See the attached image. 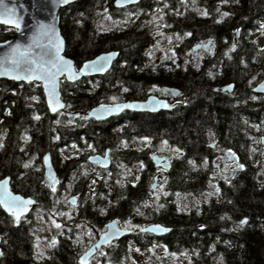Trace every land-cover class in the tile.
I'll list each match as a JSON object with an SVG mask.
<instances>
[{"label":"trees","instance_id":"obj_1","mask_svg":"<svg viewBox=\"0 0 264 264\" xmlns=\"http://www.w3.org/2000/svg\"><path fill=\"white\" fill-rule=\"evenodd\" d=\"M113 1L80 0L61 9L59 27L65 54L79 66L102 52L119 51L125 68L114 70L119 65L116 62L113 71L122 73L131 81L129 84L139 81L138 87L127 90L129 96L142 99L151 91L159 93L146 85L169 82L180 89L181 104L170 112L144 114L142 125L127 112L95 121L85 118L84 113L109 102L110 96L104 93L107 89L95 87L89 78L61 83L68 110L80 112L73 117L64 112L51 115L40 84L0 80V91L6 93L1 102L5 101L9 109L0 121V179L9 175L12 190L34 197L35 211L39 212V217L31 213L13 224L0 209V264H79L77 257L86 247L82 234H93L91 224L104 229L113 219L123 227H142L147 220L168 226L170 232L164 240L178 257L174 264H264V157L255 153V149H263L258 137L264 134V101L249 97L254 96L251 89L264 77V48L258 39L256 46L248 41L252 34L264 36V0H227L223 4L220 0H141L131 7L135 21L138 19L135 23L124 9L115 8ZM148 6L162 13L161 36L172 40L169 50L177 52L176 59L188 60L182 53L193 44L216 39L207 72L191 61L187 65L165 63L170 69H164V64L152 70L133 68L132 52L147 49L155 40L138 31ZM221 6L229 10L230 17H222ZM107 10L118 23L111 31L100 26L102 32L96 34L98 18ZM237 28L239 42L222 51L218 42L230 41ZM185 32L191 35L184 36ZM13 35V29L0 26V41ZM219 52L225 55L227 64L220 62ZM140 81L145 82L144 87ZM227 83H234L239 92L213 91V87ZM206 98L224 103V108L219 111L216 106L215 116L202 114ZM34 115L39 119H33ZM181 117H185L182 124L178 122ZM212 134L219 147L233 150L244 165L227 183L221 175L226 170L223 163L217 174L221 157L217 149L209 147ZM143 137L149 138L147 146ZM173 148L181 153H174ZM107 149L112 158L110 168L96 167L95 173L76 170L87 162L89 154ZM158 152L171 155L172 166L162 181V192L150 200L149 186L159 174L150 156ZM47 153L59 178L55 192L48 186L40 164ZM25 163H29L28 168ZM141 163L144 167L137 175L127 170ZM214 179L220 189L215 194L210 192ZM70 195L79 196L76 208L65 203ZM242 219L246 223L238 226ZM52 220L61 228L53 227ZM16 235L21 240L17 244ZM147 235L137 232L132 237L149 242ZM53 238L56 243L49 247ZM128 240L126 237L108 247L101 255L103 264H130L131 247L124 243ZM143 245L139 251L148 249L147 243Z\"/></svg>","mask_w":264,"mask_h":264},{"label":"snow or ice","instance_id":"obj_2","mask_svg":"<svg viewBox=\"0 0 264 264\" xmlns=\"http://www.w3.org/2000/svg\"><path fill=\"white\" fill-rule=\"evenodd\" d=\"M53 5L56 3L67 4L68 0H52ZM116 4L119 6L122 0H115ZM183 2V0H182ZM221 3H226L227 0H220ZM238 2V0H237ZM202 16H207V12H200ZM228 12L222 13V16H228ZM20 17L16 15V11L12 7H8L5 4V0H0V24L8 25L13 27L17 32L21 30ZM219 22V21H217ZM163 26V25H161ZM261 29H264V24L261 25ZM238 31V30H237ZM161 35H163L161 33ZM190 33L185 32L184 36H189ZM177 39H180L177 36ZM7 44L8 42L5 41ZM211 40L208 41L207 45L201 43L196 45V48H210ZM114 54L109 53L106 57L97 58L92 61L84 62L83 66L77 70L74 69L73 62L69 59H66L61 55V41L60 37L56 35L55 29L51 26H47L44 24H38L35 27L32 35L28 37V42L26 44H13L9 46L8 51H6L2 56H0V76H9L14 80H24L27 82H42L44 87V93L47 97L48 108L53 113L57 112L59 108H63L64 105L61 104L59 94L57 91V83L58 77L65 76L68 81L75 80L79 73L86 72H102L104 71L108 59ZM174 62V61H173ZM211 75V73H209ZM155 88V86H153ZM227 89H231L232 85H226ZM127 91L126 88L123 89ZM150 91L152 89H149ZM261 90L264 91V86L261 87ZM33 100L37 99L35 96L31 97ZM110 99L115 100L116 97H110ZM253 100L257 99L256 96L252 97ZM157 107L168 108V104H161L160 102H153ZM132 104H114L112 106H105L101 104L99 106V111L93 110L89 115H99L101 113H109L119 111L122 108H133ZM86 118V117H85ZM33 119H39V116H33ZM25 140L28 137L24 138ZM145 141V145L149 142L148 137L141 138ZM262 142H264V138H262ZM162 144H166V141H162ZM75 147V146H73ZM91 147V145H89ZM174 153H181L179 149H171ZM107 156V153H105ZM228 158H230L233 162L236 163V167L231 169V175H234L237 170H243L244 165L236 162V156L231 150H228ZM156 158L153 157V160ZM45 165L48 162V156L45 155L43 157ZM189 164L192 163L191 160L188 161ZM207 163V161H205ZM25 168L29 167V163L24 164ZM141 169L144 167L143 163L140 165ZM164 167H167V160H164ZM47 175V174H46ZM230 177H225V182L227 183ZM55 180H51L49 183V187L52 192H55ZM216 193H219L220 189L215 188ZM167 195V192L164 193ZM211 195V193H209ZM158 198V197H157ZM73 202H75L73 200ZM34 202L30 198H23L20 195H13L8 189V180L4 179L0 181V209L3 210L4 213H7L11 217V222L13 224L18 223L22 218L23 214L29 211V206ZM147 206V205H146ZM179 210V209H178ZM101 213H103L104 209H100ZM60 215H67L66 213H59ZM224 217H221L223 219ZM127 223V222H126ZM246 223V219H242L239 221L238 226H243ZM52 225L56 229H60L61 225L56 223L55 220H52ZM77 227H80L77 225ZM110 231L101 236V241H107L113 236L117 235L120 231L118 227V221H112L109 225H106ZM158 227V226H157ZM203 227V226H201ZM143 230V229H142ZM166 231V229H163ZM89 237H91V233H87ZM56 240L53 238L49 247L55 245ZM93 247H99V245H95ZM92 249H89L85 252L84 256L80 258V264H87V256L91 253ZM42 255V253H41Z\"/></svg>","mask_w":264,"mask_h":264},{"label":"water","instance_id":"obj_3","mask_svg":"<svg viewBox=\"0 0 264 264\" xmlns=\"http://www.w3.org/2000/svg\"><path fill=\"white\" fill-rule=\"evenodd\" d=\"M78 1H80V0H68L67 4L56 3L55 5H53L52 0H5V4L8 7L14 8L15 11H16V15H18L21 18L20 19L21 30H20V32H17L11 26L0 24V26L7 27V28H12L15 31L14 36L11 37L10 39L0 41V56H2L6 51H8L10 45H13V44H26L28 42V37L30 35H32V33L35 30V27L38 24H44V25H47V26H51V27H53L55 29L56 35H58L60 37V41H61V55L64 56L66 59L71 60L73 62L74 69L77 70V71H78V69L80 67L83 66L84 62H86V61H92V60H95L97 58L106 57L109 53L114 54L108 59V63L106 65L104 71H102V72L79 73L77 75V78L75 80H72V81H68L67 78L65 76H63V75L58 77L57 91H58V94H59L60 102H61V104L64 105V107L63 108H59L57 110V112H55V113L50 111L49 108H48L47 97L45 96L44 87H43V83L42 82H27V81H24V80H14V79L10 78L7 75L0 76V80L13 81V82H16V83H23V84L39 83L41 88H42L43 99H44L46 108L48 109V111H49V113L51 115H54V114H56V113H58L60 111H65V108H66V103L63 100L62 93H61V82H62V80H65V81H67L69 83H74V82H76V81H78V80H80V79H82L84 77H92V76L103 75L104 73H106L111 68L114 60L118 57V54H119V51H115V50L102 52V53L96 55L94 58H90V59H87V60L83 61L79 66L75 64V61L72 58L68 57L65 54V50H66L65 40H64V37L61 34V30H60V27H59L60 12H61L62 8L66 7V6L70 5V4L76 3ZM139 2H140V0H122L121 4L118 6L116 4L115 0H114L113 5L115 7H117V8H125V7L130 6V5L138 4ZM239 34H240V30L236 29L235 32H234V39L235 40L237 39ZM5 41H7L8 43L6 44ZM201 43L207 45L208 41L199 42V43L194 44L192 46V48H191L192 51L193 52H197L199 50L208 51L210 49V48H196L195 47L196 45L201 44ZM226 85H232V88L231 89H227ZM262 86H264V78L252 89L253 93H255L257 95H264V91L261 90ZM235 87L236 86H235L234 83H227V84L215 87L214 90L216 92L227 94V93H232L235 90ZM162 90L165 93H169L173 98H177L178 96L181 95L180 89L176 88V87H164ZM154 101L155 102H160L161 104H165L166 103V104L169 105V107L168 108H164L162 106L157 107V106L154 105V103H153ZM114 104H132V105H134V107L133 108H122L119 111L109 112V113H106V114L101 113L99 115V118L97 117V115H89L90 113H92V111L94 109L99 111V106L100 105H98V106H95V107L89 109L87 112H85L84 115H85V117L87 119H93V120H96V121H105V120H108V119H110V118H112L114 116L120 115L124 111L157 113V112H160V111L170 110L174 106L173 104H169L166 99L160 98V97H158L156 95H150L144 101L130 100V101H125V102H116ZM114 104L105 105V106H112ZM77 113L78 112H66V114L70 115V116L76 115ZM262 138H264V135H261L259 137V141H260V144L262 146H264V142H262ZM209 147L210 148H216V143H215L214 139H212L211 143L209 144ZM228 150L229 149L222 150V155L224 156L226 162H233L230 158H228ZM231 152L234 153L232 150H231ZM105 153H107V156L105 155ZM234 154L236 156V162H239L240 161L239 155L236 154V153H234ZM45 155L48 156L47 165H45V162L42 159V166H43V169H44L45 179L47 180L48 183H50L51 180H55L56 183H55L54 186L56 187L58 185V183H59L58 175H57V173H56V171H55V169L53 167L50 154L47 153ZM153 157H155L156 159L153 160ZM164 160H167V167H164ZM87 161L90 164H94L97 167L102 168V169L110 168L111 163H112L109 150H106L104 152V154H100V153L90 154L87 157ZM150 161L155 167L160 168V169L163 170V174L161 176H156L154 178L151 186H150V190H156L158 185H159L160 178H165L166 174L171 169V164H172L171 163V158H170L169 155H161L159 153H155V154H153L150 157ZM233 163H235V162H233ZM240 171L241 170H237L234 175H231L230 174L231 171H229L227 173V177H230L229 179H232ZM4 179L8 180V189L13 195H20L23 198H30L31 200H33L34 203L29 206V211L27 213L23 214V218L27 217L36 207V203H37L36 199L34 197L30 196V195H23L21 193L13 191L12 188H11V177L9 175H6L5 177L1 178L0 181H2ZM73 200L75 202H73ZM77 201H78L77 196H71V197H69L67 199V203H69L71 205H76ZM5 214H7V213H5ZM112 221H118V220L117 219L110 220L109 222H107L106 225H109L110 222H112ZM118 227H119L120 231H119V233L117 235L113 236L112 238H110L107 241H103L102 242L101 239H100L101 236H103L105 233L110 231V229H108L106 227V229L98 236L97 240L85 251V252H87L89 249H92L91 253L86 258L87 259V264L90 263V259L96 254V252L101 250L103 247L109 246L113 242L122 239L124 236L130 235V234H133V233L136 232V229L121 227L119 221H118ZM163 229H166V231L163 230ZM139 231L140 232H144V233H150V234L155 235V236H163V235H165V234H167L169 232V228L167 226H164V225L159 224V223H152V224H149V225H147L145 227L140 228ZM95 245H99V247H93ZM85 252L80 255V257L78 259L79 264H80V258L82 256H84Z\"/></svg>","mask_w":264,"mask_h":264},{"label":"flooded vegetation","instance_id":"obj_4","mask_svg":"<svg viewBox=\"0 0 264 264\" xmlns=\"http://www.w3.org/2000/svg\"><path fill=\"white\" fill-rule=\"evenodd\" d=\"M123 9L125 10V13L128 15L129 19L133 23H135L136 21L138 22V19L135 21V17L133 15V12L131 11V7L128 6V7H125ZM221 9H222L221 15H222V13L229 11V10H226L225 8H223V6H221ZM156 15H159V16H156ZM230 15L231 14L229 13V17H230ZM222 17L224 18V16H222ZM108 19H111L113 21V24H114L113 27H106L105 26L106 25L105 24V21L106 20L108 21ZM142 19H143V21L141 23L140 22L138 23V27H139L138 31L141 33V34L140 33L139 34L140 35H143L145 37H151V36H153V35H150L149 34L152 31H156L157 34H155L153 36V37H155V40L151 41L152 42V45L150 47H148L147 49H142L141 51L132 52L134 54V56L132 58H130V59H132L133 68L134 69H140V70L150 69V70H152V69H155L157 66H159L161 64H164V66H163L164 69L165 68L166 69H170V67L166 66L165 63H167V64L170 63V64H173V65L174 64H180V65H182L183 63H186V65H187V64H189L191 62L192 63L195 62V64L197 66H201V69H203L205 72L208 71V68L210 67L209 66L210 65L209 64V60L211 59L210 58L211 57L210 53L214 51V49H215V47L217 45V42H216V39L215 38L210 37V38H206V39L203 40V41H209V40L212 41L211 47H210V49L208 51L200 50L198 52H192L191 51V47L192 46L190 47L189 50L184 51L182 53V56H184L186 58L188 56V58H189L188 60H186L185 58L184 59H176L177 52L174 51V50H167L168 52L166 51L165 53L168 54V55L163 56L162 54H158L153 49V48L156 47L155 44H157V42L160 40V38H162V36H161V30H162L161 28H162V26L161 25H163V24L160 23V21L163 20L162 13L160 12V10H158V9H152L150 6H148L143 11ZM117 23H118L117 19L113 16V14L111 12H109L107 10L106 13L100 15L99 18H98V21H97V24H96V26H97L96 34L102 32L101 29H100V26H102L104 29H107L108 31H111V30L114 29V27H115V25ZM145 27H147L146 30H144ZM234 32L235 31H233V33L229 36L231 38L230 41H227L226 43H224V41L221 40V41L218 42V45L220 46L219 48L222 51H225V49L228 48V47L234 48V45H236L239 42V39H240L241 36L239 34V36L235 40L234 39ZM248 38H249L248 41L249 42H252V44L254 46H256V43H255L256 42V39H252L251 38V35H249ZM185 41H187V40H185ZM259 46L261 48H264V44L262 45V44L259 43ZM231 54H234V53L232 52ZM94 57H92V58H94ZM218 58H219L220 62H222L224 65L228 63L227 61H225V55L222 52H219ZM223 58H224V60H223ZM116 62H118L119 65H117L114 70H122L123 71V69L125 68V63L126 62H125V59L124 58L123 59H120V53H119L118 54V57L114 60L111 68L106 73H104L103 75H99V76L87 77V78H89V82H91L95 87H102L104 89H107L108 91H105L104 92L106 95H109L110 97L119 96V98L116 97L115 100L110 99L109 102H104V103H101V104H103V105H111V104H114L116 102H125V101H130V100H134V101H144L150 95H156V96H158L160 98L166 99L169 104H173L174 106L170 110H167L168 112L172 111L173 109H175L177 106H179L181 104V102L179 100L180 99V96L177 97V98H173L169 93L163 92L162 89L164 87H176L174 85H171L169 82L162 83V84H160V83H151V85L148 84V85H146L148 88L151 89V88H153V86H155V88H157L159 90V93H156L154 91H151L149 95H147L146 97H144L142 99L132 98L131 96H129V94H128L129 92L128 91H124L123 89L124 88H126L127 90L128 89H133V86L134 85L137 86L136 84L139 83V81L138 82H132V83L129 84V82H131V81H129L122 73H121V75L115 74V72L113 71V68L112 67H113L114 63H116ZM254 63H256V62H254ZM122 79L124 81H122ZM106 82L109 84L108 86H107ZM140 82H141V84L144 87V83L145 82L144 81H140ZM2 85H3V83L0 82V87ZM219 86H221V85H219ZM215 87H218V86H215ZM215 87H213V90H214ZM235 90H236V87H235ZM232 93H230V94H232ZM126 95H128L129 97H126ZM123 97H125V98H123ZM249 97L252 99L251 96H249ZM253 101H256V99L253 100ZM101 104H99V105H101ZM5 106H6V102L5 101L4 102L3 101L0 102V109H1V111H0V121L3 120L4 116L8 114L9 109H8V107H5ZM123 113H125V112H123ZM123 113H121L120 115H122ZM127 113L130 115V118L133 119V118H136V116H138V115H142V116L144 114H147V115H156L159 112L158 113H155V114H149V113H138V112H130V111H127ZM160 113H162V112H160ZM112 118H114V117H112ZM112 118H110V119H112ZM110 119H108V120H110ZM105 121H107V120H105ZM0 139H1V137H0ZM227 165H228V167H231V168L235 167V164H233V163H228ZM161 173L162 172H160V174ZM162 188H163L162 184L159 183V188L158 189L161 192H162ZM74 196H76V195H74ZM77 198H78V201H77V204L74 205L75 208L78 206V204L80 202L79 196ZM147 222L149 223L150 221H147ZM106 224H105L104 229H98L94 225L89 226L93 234H91V237H89V236H87V234H85L84 239L87 241V244H86L85 249L78 255L77 261H78L80 255L82 253H84L97 240L99 234L102 233L106 229ZM135 229H138V228H135ZM135 234H137V232L131 234V237L128 236L129 237V240L127 242L126 241L124 242L128 246L130 245L132 253L134 252V249H137L138 250V248L141 249V247H145L143 245L145 243H147L148 246L149 245L151 246V245L158 244V245L164 247L165 249L169 248V246L167 245L166 241L164 240V237L167 234H165L163 236H157V237H154L153 236L154 238L152 236L147 235V236H149L151 238L149 240V242H144V241L139 242V241L135 240L132 237V235H135ZM122 239H126V236H125V238H122ZM122 239H120V240H118L116 242L122 241ZM116 242H114V243H116ZM112 244H110L109 246L103 247L101 250L97 251L96 254L90 259V263L89 264H103L104 262H103V259L101 258V255L103 253H105L106 250L108 249V247H110Z\"/></svg>","mask_w":264,"mask_h":264},{"label":"rangeland","instance_id":"obj_5","mask_svg":"<svg viewBox=\"0 0 264 264\" xmlns=\"http://www.w3.org/2000/svg\"><path fill=\"white\" fill-rule=\"evenodd\" d=\"M130 15V14H129ZM132 15V14H131ZM156 16H159V15H156ZM161 16V15H160ZM162 21H160V23H161ZM105 26L106 27H113V21L111 20V19H108V21L106 20L105 21ZM147 29V27H145V29L144 30H146ZM150 35H155V34H157L156 33V31H152V32H150L149 33ZM77 36V35H76ZM78 37V36H77ZM251 38L252 39H258L257 41L260 43V44H264V36L263 35H260V34H252L251 35ZM171 42H172V40L170 39V38H165V39H160L158 42H157V44H155L156 45V47L155 48H153L158 54H162L163 56H165V55H168V54H166L165 52L167 51V50H169V45L171 44ZM152 49V50H153ZM168 52V51H167ZM213 91H215V90H213ZM236 92H239L237 89L233 92V93H236ZM103 95V94H102ZM5 96H6V93L4 92V90H2V91H0V102H1V100H3V99H5ZM258 96V97H257ZM256 97H257V99H256V101H260V102H263L264 101V95H256ZM224 103H215V102H211V100L209 99V98H206V99H204V107L202 108V110H200L201 111V113L203 114H205V113H209V114H211V116H215L216 114H218V111L217 110H219L220 111V109H223L224 108V105H223ZM219 106V109H217V110H214V108H217V107ZM0 111H1V109H0ZM163 116H165V115H163ZM177 116H180V114L179 115H177ZM142 117L143 116H141V115H138V116H136V118H138L137 120H135V122H137V123H139V124H144V122H145V120L146 119H142ZM185 118V117H184ZM184 118H182L181 117V119H179L178 120V122H181V124H182V121H183V119ZM133 119H135V118H133ZM158 119H160V117L158 118ZM176 119V118H175ZM176 121V120H175ZM140 125V126H141ZM140 128H142V127H140ZM258 152V155H262L263 157H264V147H263V149H255V153H257ZM158 153H160V154H168V153H164V152H158ZM172 157V156H171ZM33 162V160H31V163ZM224 164V167H225V171L221 174L223 177H225V175H226V172L229 170V169H231V167H228V165L226 164V162L224 161V159H222V158H220V160L217 162V174L219 175V171H220V166H221V164ZM40 164H42V162L40 163ZM140 166H133L132 168H127V170H130L132 173H133V175H137L138 173H139V171H140ZM76 170H80V171H90V172H96V166H94V165H91V164H89L88 162H85V163H83L81 166H79ZM216 184H217V180L216 179H214L213 180V183L210 185V187H211V191L210 192H213V194H215V188H216ZM159 190V189H158ZM157 190V191H158ZM160 193H161V191L159 190L158 192H156V191H152V192H150L149 193V195H148V198L150 199V200H152V199H155V197L158 195H160ZM71 196V195H70ZM70 196H67V197H65V203H66V199H68ZM77 197H78V195H76ZM67 204V203H66ZM67 205H69V206H71V207H74V206H72V205H70V204H67ZM36 215L37 217H39V212H36V211H34L33 212V215ZM148 221V220H147ZM145 224V223H144ZM92 225V224H91ZM87 233H89V232H86V234ZM84 237H85V235L84 234H82V236H81V239L83 240V241H85L84 243L85 244H87L86 242V240L84 239ZM13 238H15V237H13ZM16 242H15V244H17V243H19V242H21V240H19L18 238H19V235H16ZM12 242H13V240H12ZM21 246V245H20ZM19 246V247H20ZM43 247V249H39L42 253L45 251V247L44 246H42ZM132 252V251H131ZM133 255H132V257H133V261L130 263V264H174L176 261H177V259H178V257H177V255H175L174 253H172V250H171V248H167V249H165L164 247H162V246H160V245H158V244H155V245H149L148 246V249L147 250H144L143 252L142 251H139V250H137V249H134V252L132 253ZM182 263H185V261L184 260H182ZM108 264V263H107ZM129 264V263H128Z\"/></svg>","mask_w":264,"mask_h":264}]
</instances>
